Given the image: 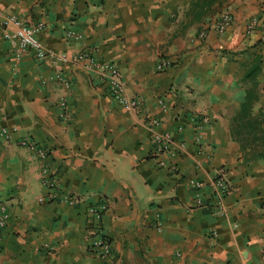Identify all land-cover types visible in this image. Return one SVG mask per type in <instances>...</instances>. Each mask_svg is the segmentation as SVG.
<instances>
[{"label":"crops","instance_id":"crops-1","mask_svg":"<svg viewBox=\"0 0 264 264\" xmlns=\"http://www.w3.org/2000/svg\"><path fill=\"white\" fill-rule=\"evenodd\" d=\"M0 7L28 23L47 21L38 37L55 55L39 60L29 51L15 61L4 37L13 26L0 19V201L10 211L0 264H106L87 249L94 226L87 210L103 200L113 264H264V158L245 159L230 129L246 99V64L257 56L256 107H264V0H0ZM224 10L233 24L220 34L214 23ZM70 28L82 39L67 37ZM84 51L118 64L128 91L144 99L140 112L120 106L97 69L75 60ZM162 57L171 65L158 70ZM149 114L172 133L174 156L151 155ZM2 127L17 129L10 141ZM24 137L48 148L51 170L79 203L39 200L47 193L42 161L20 144ZM219 175L231 191L225 215L215 217L208 201L195 205L187 181L202 180L208 197Z\"/></svg>","mask_w":264,"mask_h":264},{"label":"built area","instance_id":"built-area-1","mask_svg":"<svg viewBox=\"0 0 264 264\" xmlns=\"http://www.w3.org/2000/svg\"><path fill=\"white\" fill-rule=\"evenodd\" d=\"M0 19H4L6 25L11 24L13 26L12 30H5L4 37L8 40L11 53L15 61L20 60L25 53L32 51L34 55L39 60H44L50 56H55L44 47L43 43L40 41L38 35L48 29V22L45 20L37 21L35 23H28L21 19L16 13L4 11L0 7ZM233 24V15L230 11L224 10L220 13L217 20L214 23L215 29L220 33L224 34ZM257 24V21L253 19L248 25V33L252 32ZM67 37L79 41L82 39L83 34L75 29H68L66 33ZM198 38L204 40L207 38V31L202 30ZM61 61H66V55L59 56ZM77 61L85 62L88 69L96 68L99 72L100 77L107 82L109 86V92L111 97L122 107L140 112L143 108L144 99L137 95L132 94L128 91L126 83L124 81L123 75L121 73L120 67L114 61H103L95 58L92 52L84 51L78 54L75 58ZM171 65V60L166 57L159 59L157 63L158 70H164ZM58 80L62 83L65 88H70L72 82L68 80L67 77L61 72L57 73ZM159 105L166 110L167 105L164 98H160ZM60 114L61 116H67L68 104L66 96H62L59 101ZM145 122L148 128L152 131L153 138V149L151 155L153 157H159L164 154H169L170 156L175 155L173 148L174 137L171 132H160L158 127L162 123V119L155 115H146ZM198 125L196 130L200 131ZM179 130H182L180 127ZM16 128L2 127L1 134L6 141L12 139V135L16 132ZM199 141L201 136L198 134ZM20 144L25 146L34 152V154L42 161L41 168V180L42 185L47 189L45 196L39 198L41 202L44 201H60L69 206H74L79 203L82 199L72 193L63 191L61 178L57 173H53L51 170L48 158L50 156V151L48 148L41 146L32 138L24 137L21 139ZM161 167H168L170 171L175 172L177 166L168 163L164 159H160L158 163ZM188 185L196 190L195 205L198 207L207 205H212V214L215 217H222L225 215L227 209L224 204V199L231 191V184L223 176H217L212 182L211 192L208 197L203 195L200 190L204 187V182L199 179H189ZM209 199V200H208ZM109 209V205L105 200L99 202L96 205H91L88 207L87 213L94 223L90 235L88 236L87 249L90 253L94 254L100 260L106 262V264H113L115 261V253L113 248V243L111 239L104 233L102 227V219L104 218L106 212ZM10 220V211L8 204L4 201H0V231L7 226Z\"/></svg>","mask_w":264,"mask_h":264},{"label":"trees","instance_id":"trees-1","mask_svg":"<svg viewBox=\"0 0 264 264\" xmlns=\"http://www.w3.org/2000/svg\"><path fill=\"white\" fill-rule=\"evenodd\" d=\"M209 10L203 12L207 13ZM195 18H201L196 14ZM261 58L257 56L246 64L243 82L248 85L246 99L231 122V134L245 150V159L256 156L264 158V107H256L259 102L258 75Z\"/></svg>","mask_w":264,"mask_h":264}]
</instances>
